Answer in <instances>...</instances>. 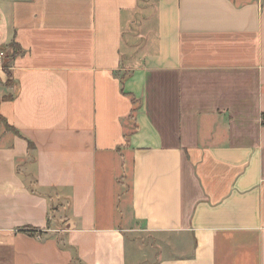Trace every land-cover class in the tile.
<instances>
[{
	"label": "crops",
	"instance_id": "crops-1",
	"mask_svg": "<svg viewBox=\"0 0 264 264\" xmlns=\"http://www.w3.org/2000/svg\"><path fill=\"white\" fill-rule=\"evenodd\" d=\"M0 50V264H264V0H0Z\"/></svg>",
	"mask_w": 264,
	"mask_h": 264
},
{
	"label": "rangeland",
	"instance_id": "rangeland-1",
	"mask_svg": "<svg viewBox=\"0 0 264 264\" xmlns=\"http://www.w3.org/2000/svg\"><path fill=\"white\" fill-rule=\"evenodd\" d=\"M123 72V71H122ZM121 76L122 74H117ZM8 85L13 84V80L7 81ZM132 114L126 119L125 125L131 128ZM131 130V129H130ZM127 131L124 137H127ZM132 241V264H154L155 261L163 257L179 255L185 240L176 235L149 234L139 235L131 239Z\"/></svg>",
	"mask_w": 264,
	"mask_h": 264
},
{
	"label": "trees",
	"instance_id": "trees-1",
	"mask_svg": "<svg viewBox=\"0 0 264 264\" xmlns=\"http://www.w3.org/2000/svg\"><path fill=\"white\" fill-rule=\"evenodd\" d=\"M10 47H12V52H11V54L8 57H5L6 60L3 63V69H4V71L6 73V76H7L6 83H5L6 85H8L7 81L9 79H12L13 80L12 75H11V72H10V69H9V67H10V65H9L10 62L9 61L12 58H14L15 56H17L21 52L20 46L17 43H15V42L14 43H11L10 44ZM10 97H11L10 95L2 96V97H0V101L7 100ZM0 124H3L4 127L7 130H10V131H13V132H16L17 133V131H15L10 125H8V123H6L5 119L1 115H0ZM28 146H29V148H32L33 147V144L29 141L28 142Z\"/></svg>",
	"mask_w": 264,
	"mask_h": 264
},
{
	"label": "built area",
	"instance_id": "built-area-1",
	"mask_svg": "<svg viewBox=\"0 0 264 264\" xmlns=\"http://www.w3.org/2000/svg\"><path fill=\"white\" fill-rule=\"evenodd\" d=\"M3 58H4V51L0 50V63ZM262 123L264 124V116L262 117Z\"/></svg>",
	"mask_w": 264,
	"mask_h": 264
}]
</instances>
